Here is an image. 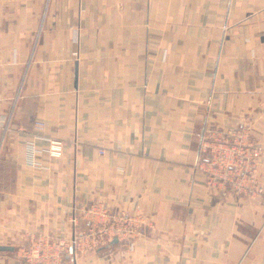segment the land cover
<instances>
[{
	"label": "crops",
	"instance_id": "crops-1",
	"mask_svg": "<svg viewBox=\"0 0 264 264\" xmlns=\"http://www.w3.org/2000/svg\"><path fill=\"white\" fill-rule=\"evenodd\" d=\"M207 125L248 129L260 192L208 189ZM96 202L144 225L74 264H264V0H0V264Z\"/></svg>",
	"mask_w": 264,
	"mask_h": 264
},
{
	"label": "built area",
	"instance_id": "built-area-1",
	"mask_svg": "<svg viewBox=\"0 0 264 264\" xmlns=\"http://www.w3.org/2000/svg\"><path fill=\"white\" fill-rule=\"evenodd\" d=\"M212 127L214 126L207 125L202 129L198 158V168L207 174L208 189L221 191L233 187L250 194L260 192L259 186H246L242 183L244 178L254 179L255 170L260 163V149L245 141L248 137V129ZM34 129L42 131L44 123L35 121ZM61 149V142H49V155H60ZM204 164H206L205 168ZM81 211L79 215L77 208L73 207L69 213V222L73 228V237L70 240L53 237L32 239L22 248L19 255L22 263L74 264V252L73 256L67 259L70 248L83 247L86 250L95 251L109 245L114 239L123 241L130 248L144 225L140 213L127 214L123 211H112L103 203L86 205ZM80 219L85 221L81 231L76 229Z\"/></svg>",
	"mask_w": 264,
	"mask_h": 264
},
{
	"label": "water",
	"instance_id": "water-1",
	"mask_svg": "<svg viewBox=\"0 0 264 264\" xmlns=\"http://www.w3.org/2000/svg\"><path fill=\"white\" fill-rule=\"evenodd\" d=\"M11 249V247L8 246H0V250H8Z\"/></svg>",
	"mask_w": 264,
	"mask_h": 264
}]
</instances>
